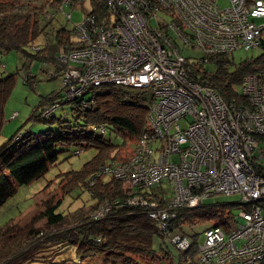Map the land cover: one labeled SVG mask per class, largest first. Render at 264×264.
I'll return each instance as SVG.
<instances>
[{
    "label": "built area",
    "instance_id": "2783aa9c",
    "mask_svg": "<svg viewBox=\"0 0 264 264\" xmlns=\"http://www.w3.org/2000/svg\"><path fill=\"white\" fill-rule=\"evenodd\" d=\"M72 1L62 0L56 13L61 10L71 19L64 8ZM105 3L107 18L97 23L86 13L73 29L79 47L62 48L56 56L64 66V97L81 98L89 87L113 84L148 91L152 100L146 130L129 158L100 165L91 185L107 174L120 181L127 194L123 203L148 208V216L181 251L190 247L189 238L167 228L177 215L175 209L197 207L216 194H236L242 207L238 221L228 230L218 225L206 228L193 262L259 264L264 260V175L252 164L264 157L258 149L264 137V64L243 77L242 96L248 106H238L188 79L186 63L205 64L213 55L240 49L263 52L264 0H228L225 8L217 0ZM54 16L48 12L45 19ZM179 45L201 56L185 57ZM56 109L57 104H51L41 116H51ZM188 116L190 122L180 126ZM157 141L162 143L154 146ZM163 179L171 183L172 197L163 194L160 201H148L143 192ZM109 210L105 201L91 218H103Z\"/></svg>",
    "mask_w": 264,
    "mask_h": 264
},
{
    "label": "trees",
    "instance_id": "16d2710c",
    "mask_svg": "<svg viewBox=\"0 0 264 264\" xmlns=\"http://www.w3.org/2000/svg\"><path fill=\"white\" fill-rule=\"evenodd\" d=\"M61 1L44 0L37 5L31 0H0V52L14 50L26 54L24 52L26 46L36 45L38 52L25 56L47 61L60 68L61 64L56 59L57 53L61 52L62 48L70 50L79 47V40L76 37V39L73 38L71 31L61 25L55 27L54 18L45 19L48 11L56 14ZM75 1L71 2L70 7H74ZM89 2L91 9L88 13L96 18L97 23L107 18L109 12L105 0H89ZM48 33L52 40H46ZM41 35L44 37L39 44L37 38ZM35 42L37 44H33ZM262 49L264 50V46ZM228 55H213L207 63L199 65L187 61V77L198 84L214 89L228 104L248 106L247 99L237 94V88L245 75L256 72L260 65L264 64V51L258 57L238 64L234 63ZM28 80L27 76L24 81ZM12 84L11 75L5 78L0 77V128L2 105ZM63 90L61 87L59 92L56 91L47 104H57L58 109L63 103H71L72 111L75 113L74 124L77 120H82L83 126L76 127L70 121H66L67 124L61 126L56 133L46 132L39 136L30 130L22 129L13 135L15 143L13 148L7 144L0 145V207L15 193L16 186L29 184L42 177L57 161L59 152L56 146L64 143L94 147L98 150L96 157L86 163L82 171L65 173L58 182L62 183V187L65 188L64 194H66L71 186L80 184L85 173L89 172L87 182L83 181V183L90 192L91 202L62 212L58 211V208L62 204L64 195L61 198H51L44 203L43 209L37 216L39 219L46 220L42 230L33 227L36 218L31 219V223L24 228L12 223L13 219L5 222L0 227V264H12L8 260L9 254H12L20 241L26 242L24 248H31L36 246L40 239H50L49 241L53 244L66 242L74 246L80 259L99 255L112 264H134V261L135 264H140L141 259L148 260L151 264L157 259L153 249L154 238L158 236L169 240V236L164 235L156 222L148 216V208L123 203L127 194L122 190L120 181L112 177L104 180L102 176L91 185L92 175L101 165L97 162L104 154L98 145L87 143L89 141L86 138L88 136L86 129L89 128L88 133L92 135L97 128H103L104 133L99 131V135L103 136L109 127L115 135L124 138V145L128 143L127 138L134 139L133 144H135L138 136L146 130L152 97L145 96L146 91H136L113 84L89 87L83 97L69 100L61 94ZM59 97H63V100L58 101ZM80 99L84 100L85 106H82ZM42 109L36 112L30 121L55 118V111L51 116L42 117ZM96 142L103 144L106 148L109 147V143ZM258 149L264 152V137L259 138ZM120 150L121 148L115 151L111 157L108 155L110 162L126 161L133 152L132 149L129 155L118 158ZM252 165L256 173L264 175V168L259 163L253 162ZM143 193L149 196L146 198L148 201L153 199L160 201L165 194L155 187ZM105 201L110 204L109 212L103 218H91ZM175 211L177 215L170 220L167 228L170 232H178L185 236H187L184 231L186 224L192 227L207 222L210 226L218 225L228 230L235 221L230 205L223 203L202 202L197 207L176 208ZM18 238L23 239L18 241L16 240ZM189 240L190 247L187 250H178L177 264H198L193 262L197 252L195 235L190 236ZM14 255L16 259L25 258L21 253ZM263 262L264 260L259 264ZM46 264H61V262L50 261Z\"/></svg>",
    "mask_w": 264,
    "mask_h": 264
},
{
    "label": "rangeland",
    "instance_id": "374dc122",
    "mask_svg": "<svg viewBox=\"0 0 264 264\" xmlns=\"http://www.w3.org/2000/svg\"><path fill=\"white\" fill-rule=\"evenodd\" d=\"M31 1L38 5L44 0ZM217 2L222 8L228 5V0H217ZM31 5H33V3ZM89 9H91L89 0H76L74 7L69 6L64 8V12L71 13V19H67L63 12L59 10L55 14V17H53V25L55 27L59 25L64 26L66 30L71 31L73 38L76 39L73 33L74 26L80 24L84 20V16L88 13ZM47 10L49 9L47 8ZM53 11L55 12V10ZM254 21L258 23L260 20L255 19ZM43 37L44 35L38 36L37 42L39 44L42 43ZM50 39L51 35L48 33L46 40L49 41ZM33 44L37 43L35 42ZM179 46L185 57L197 58L201 56V53L196 49L188 46ZM35 48H37L36 45H32L31 47L26 46L24 52L33 55V52H36ZM261 53L262 51L260 49H240L233 51L228 56L234 63L238 64L244 60L254 59ZM26 54L14 50L4 53L0 52V77L5 78L11 75L13 79L12 87L2 105L0 145L7 144L12 148L15 146L13 135L22 129L30 130L32 133L39 136L46 132L56 133L61 126L67 124L66 121H70L72 125L76 127L83 126L82 120H77L76 124L78 125L74 124L75 113L72 111L73 106L69 102L61 104V106L55 110V118L53 120L46 118L33 122L30 121L31 117L36 112L41 111L42 108V110H44L48 107L49 104L47 103L52 100L55 92H59L60 88L63 86V80L62 77H60L61 72L54 77L52 76L56 71L53 64L41 59L25 56ZM63 68L64 66H62V69ZM27 76L29 80L25 82L24 80ZM130 89L141 91L140 89ZM61 94L63 95L64 91H62ZM237 94L242 95V84L237 88ZM145 96H150L148 91H146ZM57 100H63V97H59ZM13 113H15L16 116L12 117ZM190 120L191 118L188 116L186 119H181L178 123L180 126L184 127ZM107 128L103 136L99 135V130L89 135V128L86 129L88 134L86 138L89 141L87 143H91L95 146L98 145L103 151L104 155L97 162L101 165L109 163L110 159L108 155L111 157L115 151L120 148L121 150L118 153V158L129 155L135 147V144H133L134 139L127 138L128 143L124 145V138L120 135H115L111 128ZM96 141L105 144L109 143V147L106 148L103 144L97 143ZM161 143V141H157L154 146L157 144L160 145ZM56 150L59 153L55 164L51 165L39 179L26 185L16 186L15 193L0 207V227L8 220L13 219L12 223L18 225L20 228H24L31 223V219L33 220L36 218L33 227L42 230L46 220L39 219L37 216L43 209L44 203L53 197L61 198L64 195L62 204L58 208V211L62 212L73 210L84 203L91 202L90 192L83 183V181L87 182L89 172L85 173L80 184L71 186L69 192L66 194H64L65 188L62 187V183L58 182L60 177L65 173L82 171L84 165L96 157L98 150L94 147H84L82 145H70L66 143L57 145ZM259 164L264 168V157ZM110 178L111 176L108 174L103 177L104 180ZM122 186L123 185H121V187ZM156 186L155 189L159 191L163 189L167 197H172V185L167 179H163L161 183ZM239 198L240 197L236 194H216L205 199L203 202L207 204L223 203L230 205L231 212L235 216V222H237V216L242 209L241 206L237 204L239 203ZM207 227H210V224L207 222H202L192 227L186 224L184 231L189 239L190 236L195 235L197 245H201L203 242V229ZM22 239L18 238L16 240L20 241ZM49 240L50 239H40L38 244L31 248H24L26 242H24V240L20 241L18 246L13 249L12 254H9L8 260L12 262V264H46L50 261L61 262V264H112L108 263L109 261L106 262L104 257L99 255L80 259L75 252L74 246L68 245L66 242L53 244ZM153 249L156 252L157 259L151 264H177L178 250L167 238L161 239V237L156 236L153 241ZM15 253H21L25 258L16 259ZM133 263L135 264V261ZM140 264H150V262L141 259Z\"/></svg>",
    "mask_w": 264,
    "mask_h": 264
},
{
    "label": "crops",
    "instance_id": "0c3cea01",
    "mask_svg": "<svg viewBox=\"0 0 264 264\" xmlns=\"http://www.w3.org/2000/svg\"><path fill=\"white\" fill-rule=\"evenodd\" d=\"M56 71L54 75H58L61 72L62 66L60 68L55 67ZM59 69V70H58ZM58 70V71H57ZM54 77V76H53Z\"/></svg>",
    "mask_w": 264,
    "mask_h": 264
},
{
    "label": "bare ground",
    "instance_id": "6f19581e",
    "mask_svg": "<svg viewBox=\"0 0 264 264\" xmlns=\"http://www.w3.org/2000/svg\"><path fill=\"white\" fill-rule=\"evenodd\" d=\"M65 49V48H64ZM65 50H67V49H65ZM65 100V99H64ZM81 102V104H82V106H85V104H84V102L83 101H80Z\"/></svg>",
    "mask_w": 264,
    "mask_h": 264
}]
</instances>
